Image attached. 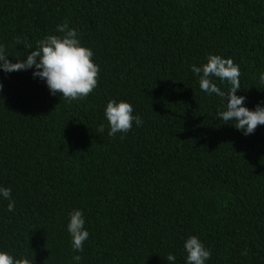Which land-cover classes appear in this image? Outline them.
<instances>
[{"label": "trees", "instance_id": "trees-1", "mask_svg": "<svg viewBox=\"0 0 264 264\" xmlns=\"http://www.w3.org/2000/svg\"><path fill=\"white\" fill-rule=\"evenodd\" d=\"M65 22L100 68L87 97L0 71V185L15 202L8 212L0 199V250L31 264H168L169 253L185 264L194 235L206 264H264V125L245 136L218 119L221 99L191 72L209 54L231 58L245 106L264 102V0H0L12 63ZM110 100L143 124L109 136ZM75 209L82 252L67 231Z\"/></svg>", "mask_w": 264, "mask_h": 264}, {"label": "clouds", "instance_id": "clouds-1", "mask_svg": "<svg viewBox=\"0 0 264 264\" xmlns=\"http://www.w3.org/2000/svg\"><path fill=\"white\" fill-rule=\"evenodd\" d=\"M56 32L61 35H48L37 41L36 47L26 58L12 63L4 45L0 44V71L10 74L17 71L32 70L33 79L46 83L51 95L61 94L67 100H77L87 97L98 84L99 65L93 61V51L85 47L79 38L78 30L70 28L68 23L57 25ZM17 43H20L17 40ZM26 47L32 48L27 44ZM191 72L198 77L199 88L208 96L221 99L223 110H218L217 118L233 125L243 135L254 134L259 125H264V102L256 105L254 110L245 106L247 97L239 96L240 70L231 58L209 54L206 63L201 66H191ZM218 78L221 84H227V90L214 82ZM259 83L264 85V71L259 74ZM3 85L0 84V90ZM105 119L108 121L109 136L117 133H127L133 127L143 124L141 117L133 115V106L123 100H110L104 109ZM99 131L103 132V125ZM0 199L8 200L7 211L15 210L11 188L0 185ZM67 231L71 238L73 251L82 252L83 244L89 237L85 228V218L82 210L75 209L68 213ZM186 253L185 264H206L211 258L199 237L190 235L183 242ZM81 257H73L75 264H79ZM168 264H176V256L169 253ZM0 264H31L27 257H15L9 252L0 250Z\"/></svg>", "mask_w": 264, "mask_h": 264}]
</instances>
